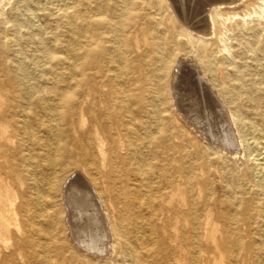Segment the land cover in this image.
Returning a JSON list of instances; mask_svg holds the SVG:
<instances>
[{"label": "rangeland", "instance_id": "1", "mask_svg": "<svg viewBox=\"0 0 264 264\" xmlns=\"http://www.w3.org/2000/svg\"><path fill=\"white\" fill-rule=\"evenodd\" d=\"M122 1L71 0L62 16L48 14L42 0H0V123L10 136L3 139L8 161L0 174L9 193L15 191L14 203H21L19 236L26 245L16 261L190 264L189 247L196 241L205 249L197 264H264V244L251 243L264 239L259 236L264 208L254 200L251 182L240 176L249 164L246 141L264 139V0L221 4V21L203 35L202 46L176 36L170 16L180 22L172 1L125 0L127 9L120 11ZM193 1L173 3L184 13L180 3L189 11ZM80 10L91 15L88 25L71 18ZM180 62H185L181 94L194 100L188 105L199 113L203 90L220 99L215 109L221 124L210 125L214 142L227 141L237 153L214 152L201 124L173 104L170 79ZM110 85L127 93L135 128L129 135L132 152L116 135L114 117L125 112L112 104L106 108L101 100ZM98 114H103L100 125ZM78 171L95 192L100 189L108 209L110 246L102 255L80 249L64 222L62 188ZM186 211L191 215L185 217ZM32 219L38 228L33 236ZM225 244L230 249L222 250ZM7 251L2 249L1 260Z\"/></svg>", "mask_w": 264, "mask_h": 264}, {"label": "bare ground", "instance_id": "2", "mask_svg": "<svg viewBox=\"0 0 264 264\" xmlns=\"http://www.w3.org/2000/svg\"><path fill=\"white\" fill-rule=\"evenodd\" d=\"M160 1H164V0H160ZM170 1H172L170 4V6L172 7V11L174 12L176 17L178 18L177 20L180 22V24H177L176 19H174L172 16H170V18H171L170 20L173 23V26L176 28V36H178L179 38H182L184 40V42H189L190 44H193V42L197 41L200 43L199 45L202 46L203 35L212 33V29H211L212 26H215V25L218 26L219 22L221 21L219 18V16H221V11H220L221 4H224L226 2L231 3L234 0H194V1L191 0V2L193 1V3L189 4V6H188L189 11H187V9H186L188 4L186 5V2H181L180 5L182 7H184V9H185L184 13L181 12V10H178V9H180L179 5H178L179 6L178 7L175 5V3H173L176 0H170ZM119 5H120V8H118V9L120 11H121V9H127V6H128L125 0H123L121 2V4H119ZM71 6H72L71 0H42V9H44L50 15L59 13L62 16H67L68 15V9ZM184 9H183V11H184ZM25 10L26 9L24 8V11ZM83 12L84 11L80 10L79 14H78V12L72 13L71 18L80 17L81 20L85 21L86 24L88 25L90 22L89 18L91 15L90 14L86 15ZM29 15H30V13H29ZM28 18L29 17H27V19ZM30 18H32V17H30ZM71 18L67 20L68 23H71ZM32 20H33V18H32ZM104 22H105V24L108 23L107 27H109V30H111L112 26L110 25L109 21L106 19V20H104ZM17 23H18L17 21H14L13 25H15ZM72 32L74 33L75 30L72 29ZM75 34H76V32H75ZM39 35H40V33H39ZM158 47H159V45H158ZM100 52H102L101 49H100ZM42 60H43V58H42ZM184 63L185 62H180L178 65L176 64V66L179 69V72H177V71L174 72L173 79H170L171 80L170 81V88H171V94H172V98H173V104L175 105L177 110L186 119L192 120L197 124H201V126L199 125V128H201V130H204L202 132V134H203L204 138L208 141L207 144L214 150V152H217L218 150H223V151H226L230 154L231 153L232 154L237 153V151H235L236 148L231 147V145L229 143H226L227 141L225 143H221V141H220V144L214 142V137H213V135H214L213 130L215 128L214 126L216 124H219L218 120L221 119V117H222L221 114L218 113V110L215 109V107L218 106L217 104L219 102L217 99H219V98H216V97L214 98V96L212 94L210 95V93L208 91L203 90L202 96H198V97H201L200 98L201 104L203 103L202 107L204 110H202V112L199 113V112L195 111L194 109L190 108V106L188 105V103H190L188 101H190L191 99L187 101V99H185V97H184L187 95L183 96V94H181L184 91L182 92L181 88L179 89L178 86L181 84L180 83L181 81L179 79L180 78L182 79V77H180V74L182 72V69H183L182 66ZM176 66H174V67H176ZM195 69H194V71H196ZM197 69H198V67H197ZM36 70H38V69H36ZM198 72L201 74V71L199 69H198ZM196 74H198V73H196ZM196 77H198V76H196ZM194 78H195V76H194ZM183 79H184V77H183ZM181 86H182V84H181ZM204 86H205V84H204ZM204 86H203V88H204ZM187 88H188V86H187ZM121 89H119L118 87H114V86L110 85V91L107 92L106 94H103V96L101 97V100L104 104H106L105 105L106 108H108V106L112 104L111 106L113 108H115V106L116 107L118 106V108H121L125 112V114H122V115L120 114V117H118L117 115L114 117L116 135L119 138L118 140H119L120 145L121 146L124 145L123 148L125 149V151L127 152L129 150L128 152H132L134 149V144L130 140L129 135L131 134V132H133V133L135 132V128L133 126L132 116L130 115L133 112H132V109L127 104V98H128L127 93H125ZM199 91H201V89H199ZM190 92L188 91L189 96H191ZM224 92H226V89ZM185 94H187V92H185ZM219 95L223 98L222 94H219ZM195 96L193 98H195ZM69 99H71V98H69ZM107 100L108 101L110 100V102L107 103ZM191 101H194V100H191ZM219 101H220V99H219ZM220 107H222V106H220ZM194 108H195V105H194ZM232 112L233 111L231 110V114H232ZM2 116H3V114L2 115L0 114V122L2 121V119L4 117V116L3 117ZM102 116H103V114L102 115L98 114L96 116V121H97L98 125H100V123H102V119H103ZM224 116H226V115L224 114ZM205 119H207V121H208L207 125L204 123V122H206ZM211 122L214 123V126H212V127H214L213 129L210 128V125L212 124ZM97 128L98 127H95V133L98 135L99 130ZM107 131L110 134L109 135L110 138L113 140L114 134L109 129V127H108ZM249 131H250V129H249ZM217 132H220V131H217ZM250 134H253V132H251ZM261 135H263V134H261ZM222 136H223V133H222ZM216 138H215V140H217ZM3 139L9 140L10 136L6 135L5 127H3L0 123V171H1V169H3L5 162L8 161V157H7L8 155L3 148L4 147ZM126 139H127V141L125 142ZM224 139H226V137H224ZM100 141H101V139H100V137H98V146H99V149H102ZM241 141L242 140L240 139L237 142L238 143L240 142V144H242ZM245 146L243 145V147H245L248 151V155H249L248 156V158H249L248 163L249 164L247 166V169H245L241 172L240 176L243 179L249 180L251 182V187L253 189L252 193L254 194L253 198H255L254 200L257 203H259L258 206L264 208V139L260 140V139H258L257 136H255L254 139L246 141ZM238 152H239V150H238ZM174 171H176V172L171 174V176L173 177L172 182L175 180L177 173H178L177 169H175ZM84 178H85L84 176H81L79 174V171H78V173L70 174L67 181L65 182L64 187L62 188L63 189V191H62L63 200L62 201H63V206H64V218H65L64 222H65L66 228L68 230V234L71 237L70 239H72L80 249L84 250L85 252H87L88 254H91V255H102L105 252H108L106 250H107V248H109L108 247V245H109L108 241L110 239V235H109V232L107 230L108 228L106 226V219H105L106 214L108 217V213H107L108 209L106 207L102 206L103 202L101 203V201H100L101 200L100 199V193H101L100 189L96 188L97 192H95L94 188H92L91 186H89L87 184L88 180L86 179V181H85ZM164 180H165V177H164ZM63 184H64V182H63ZM8 189H9L8 184L5 181H3V178L0 174V257L2 254L3 248H6L8 250L5 259H3V260L0 259V264H4V261H6L7 264H18L16 259L20 256V254H22L23 247L25 245L24 242L22 243L23 238H21L19 236L22 233V226H21V223L19 221L21 203H18V204L14 203V196H15L14 192L15 191L12 193H9ZM160 189L161 188L157 189V193L161 197L162 192ZM246 201L249 202V200H246ZM31 204H33V203L31 202ZM27 208H29V206H27ZM161 210H162V208H161ZM161 210L159 211V213H161ZM34 211H39L38 212L39 215H43V212H44L41 209H39V210L34 209ZM30 213H32V212H30ZM177 213H178V211H177ZM182 213L184 215H186L185 217H187V215H191V212H189V211L182 212ZM192 217L195 219L194 216H192ZM243 218H245V217H243ZM30 224L33 225V229H31V232H30V234L32 233V236H33V234L36 233V231H38V228H36V226H35L36 222L34 219L31 220ZM195 234H197V230L195 231ZM261 235H264V233L260 234L259 236H261ZM210 238L212 241L215 240L213 236H211ZM172 240L175 241V239H172ZM25 241H27V238L25 239ZM28 241H30V240H28ZM238 243H239L238 241H235V243H234V245H236L235 246L236 248L238 247ZM251 243H253L254 246L261 248L264 244V239L258 240L257 242H256V240H253V242H251ZM249 244H245V246L250 248ZM174 245H176L177 247L181 246L179 241L174 242ZM216 247L218 248V253H219V257H220L221 256V248H219L218 246H216ZM227 249H230V248L228 247V245L225 244L224 247L222 248V250H227ZM189 250L191 251L190 252L191 255L188 259V261H190L189 263L190 264H197L196 260L198 259L200 252L204 251L205 249H200L197 242L195 241V243L193 245H191V247H189ZM235 260H236V256L234 253L232 262H234Z\"/></svg>", "mask_w": 264, "mask_h": 264}]
</instances>
